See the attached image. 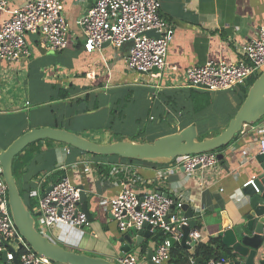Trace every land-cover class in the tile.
<instances>
[{
	"label": "crops",
	"instance_id": "crops-1",
	"mask_svg": "<svg viewBox=\"0 0 264 264\" xmlns=\"http://www.w3.org/2000/svg\"><path fill=\"white\" fill-rule=\"evenodd\" d=\"M7 1V8L0 11V26L9 18L13 8L27 2ZM158 1L161 5V18L174 30L173 40L167 50V62L176 70L166 71L159 81L150 82L147 76L137 75L126 69L128 45L117 50L103 47L99 51L86 53L82 47L78 21L94 5L95 0H65L62 11L71 38L75 39L74 44L61 52H53L40 42L38 36L31 35L27 37L30 51L28 58L16 64L0 63L2 93H8L3 87L5 85L6 88L14 86L26 95L23 108L12 97L8 101L0 97V151L21 134L37 127L65 129L92 142L105 144L114 142L119 137L151 142L181 131L182 125L191 121L196 125L199 137L209 138L212 137V128L209 126L210 129L206 130L207 122L200 119L206 114L217 118L218 129L222 132L237 110L235 98L240 94L239 91L233 94L210 92L212 104L201 113L185 118L170 111L163 101V95L173 90L190 89L184 79V72L188 68L203 66L210 60L237 62L240 59V46L252 40L264 24V0ZM54 87L68 91L69 97L54 100L57 94ZM195 89L207 91L204 88ZM129 90H138L137 95L131 97V103L118 106L116 100L121 96L115 99L112 94H125ZM95 106H99V109L92 110ZM112 110L121 112L120 116L124 118L131 117L134 125L143 130L129 137L124 129L113 132L115 124L111 125L112 129H107ZM145 119L149 123L147 126L143 125ZM168 119H171L170 128H165L163 123ZM151 122H159V125ZM260 123L252 125L251 131L239 133L228 146L217 151L222 159L215 170L204 174L203 187L199 185L203 172L196 171L191 175L173 170L171 168L174 162L169 165H132L145 187L150 188L148 185L162 182L165 184L162 191L167 196L181 200L190 209L199 208L201 213L194 219V229L202 235V242L219 238V232L236 224L247 212L241 193L243 185L251 177L263 172L261 165L255 160L260 150L259 142L264 137V130L258 128ZM5 143L8 145L4 146ZM41 145L37 152L27 150L20 155V164H26L18 173L21 188L27 189L29 183L32 189L28 196L36 203L38 196L31 197V194L37 189L38 178L45 175L46 181L42 189L45 191L52 183L66 177L84 191L87 196L86 207L92 220L83 229L57 226L54 230L57 244L67 250L103 258L115 264L123 256H133L139 264H147V250L151 248L154 251L163 236L155 243L144 240L140 245L132 244L130 252L123 254L119 240L126 232L117 229L105 204V198L116 196L119 192L115 179L109 175L114 166L125 163L92 157L70 149L66 154L65 148L68 147L55 142ZM46 147L47 150L51 149V153L55 152L57 157L55 160L49 158V163L42 164L39 161ZM29 160L31 161L28 162ZM193 214L195 215V211ZM131 231L135 237L136 232ZM142 244L146 245L144 251H141ZM228 249L233 257L226 260H238ZM187 252L189 253L188 250Z\"/></svg>",
	"mask_w": 264,
	"mask_h": 264
},
{
	"label": "built area",
	"instance_id": "built-area-1",
	"mask_svg": "<svg viewBox=\"0 0 264 264\" xmlns=\"http://www.w3.org/2000/svg\"><path fill=\"white\" fill-rule=\"evenodd\" d=\"M65 0H27L20 7L11 10L8 19L0 26V63H19L30 56L28 36H38L40 42L53 52L66 50L75 39L71 38L69 26L62 7ZM8 1L0 0V11L7 8ZM158 0H95L94 5L79 19L83 49L86 53L99 51L103 45L117 50L128 45L125 67L129 72L147 76L150 82L159 81L166 71L174 72L175 67L167 62V50L174 37L173 27L160 16ZM154 32L157 37L147 33ZM237 62L208 61L203 66L185 70L184 79L190 88H205L209 92H230L242 87L254 77L264 72V24L257 35L242 44ZM90 78V75H87ZM139 82V80H135ZM158 89L157 87H155ZM1 97V92H0ZM258 128L264 130V118ZM252 125H243L241 132L252 130ZM254 130V128H253ZM240 132V133H241ZM259 154L264 152V137L259 142ZM70 152L65 148V153ZM218 152L190 155L173 163V170H183L187 174L196 171L201 174L212 172L218 165ZM109 177L115 179L119 192L105 198L107 213L121 232L140 230L150 226V232H162L163 239L156 244L151 257L153 264H167L170 260L172 242L180 245L182 228L188 227L184 217V203L171 196L163 197L162 182L145 187L130 163L114 166ZM169 169V170H171ZM171 173V172H170ZM168 173V174H170ZM0 167V264H58L37 255L18 233L12 220L7 198V187ZM119 174V175H118ZM262 177H251L244 185L251 186L255 193L264 191V171ZM119 177V178H117ZM263 182H262V181ZM45 175L37 179V189L31 197L38 196L33 208L35 227L43 236L49 233L54 239V230L59 227L83 229L89 226L86 214L80 204L81 189L68 178H62L43 191ZM259 182L260 189L256 186ZM262 182V183H261ZM136 186L138 189H136ZM195 217L200 216L199 208ZM47 238V237H46ZM202 235L195 229L189 232L186 245L194 242L189 251L193 256L194 247L203 243ZM55 242V241H54ZM56 243V242H55ZM117 264H139L133 256H123ZM189 264L196 260L189 258ZM205 264H233L230 260L211 258Z\"/></svg>",
	"mask_w": 264,
	"mask_h": 264
},
{
	"label": "water",
	"instance_id": "water-1",
	"mask_svg": "<svg viewBox=\"0 0 264 264\" xmlns=\"http://www.w3.org/2000/svg\"><path fill=\"white\" fill-rule=\"evenodd\" d=\"M147 34L157 37L154 32ZM103 47H109V43L104 44ZM263 118L264 72L250 86L245 100L229 120L226 128L216 136L202 140L199 139L197 127L194 124L177 133L159 137L152 142L122 138L105 144L94 143L65 129L55 127L32 128L0 151L1 175L7 187L8 206L14 225L32 251L55 263L115 264L103 258L90 257L67 250L38 232L34 218L20 195L17 180L13 175V161L19 154L33 143L48 140L63 144L84 154L100 157L116 156L121 159L152 165H169L181 157L218 151L232 142L234 137L241 132L243 125H254ZM218 159H222L221 154H218ZM255 160L264 171V152L262 154L257 153ZM262 176V173L259 174V178ZM256 186L260 189L259 182H256ZM50 190L51 187H48L47 192ZM241 193L245 200L246 214L241 216L236 224L227 226L219 232L218 237L221 238L222 245L230 248L232 253L238 257V260L234 261L233 264H264V191L260 190L257 194L251 186H246L242 188ZM161 195L167 197L165 193ZM86 200L87 196L81 190V208L88 221L91 222ZM182 211L184 217L188 219V227L182 228L183 237L180 245L189 250L194 246V242H191L190 245H186V242L189 232L195 228V215L188 205H184ZM135 234L134 237L133 231L129 230L120 238L119 242L122 244L121 252L123 254L130 252L132 244L140 245L144 240L155 243L159 237L164 236L162 232L157 234L150 232V226L146 225L136 231ZM174 245L175 243L172 242V246ZM152 255L153 249L149 248L146 257L147 264H153L150 261ZM201 262L202 259L196 260V264Z\"/></svg>",
	"mask_w": 264,
	"mask_h": 264
},
{
	"label": "trees",
	"instance_id": "trees-1",
	"mask_svg": "<svg viewBox=\"0 0 264 264\" xmlns=\"http://www.w3.org/2000/svg\"><path fill=\"white\" fill-rule=\"evenodd\" d=\"M83 47V45H82ZM61 52V51H60ZM258 77H254L249 79L246 84L242 87H238L237 89H234L232 91H228V92H222L224 94L226 93H236V92H240V94L238 93V97L235 98L237 100V110L238 108L241 106V104L243 103V101L246 98V94L248 92V89L250 88V86L253 84V82L257 79ZM57 94L55 96L54 100L60 101V100H64L67 99L69 97V93L68 91L61 89V88H56L54 87ZM138 90H129L127 93L125 94H120V93H114L112 94V96H115V99L118 96L117 100H116V104L118 106H121V104L123 103L124 105L131 103L132 98L131 97H135L137 95ZM118 94V95H116ZM237 96V95H235ZM50 101H53L52 99ZM163 101L166 104V106L170 109V111L174 114H180V116H182L181 118H185L188 116H195L199 113H201L202 111L206 110V108H208L211 104H212V95L210 94V92L208 93V91L205 90H200V89H187V90H173L172 92H165V94L163 95ZM99 109V106H95L92 110H96ZM236 110V111H237ZM124 112V111H123ZM111 116H110V126L107 129H112L113 124H115V117L114 115L117 114V117L119 119H122V115L121 112L117 113L115 110H112L110 112ZM170 124H171V119H168L166 122L163 123V127L165 128H170ZM194 123H191V121L188 124H184L182 125V129L186 128L189 125H192ZM195 125V124H194ZM175 132H173L172 134H174ZM220 133V132H219ZM218 134V133H216ZM22 135V134H21ZM170 135V134H168ZM123 137H119L117 140H121ZM126 138V137H124ZM235 138V137H234ZM133 141H137L135 139L130 138ZM200 140L205 139V137H199ZM42 143H54L48 140L45 141H40V142H36L31 144L30 146H28L25 150L27 151L29 148L32 149V151L37 152V150H40V148L42 147ZM63 145V144H61ZM65 146V145H63ZM68 147V146H66ZM70 150L73 151H78L75 149H72L70 147H68ZM224 149L221 148L220 150ZM24 150V151H25ZM219 150V151H220ZM23 153V152H22ZM21 153V154H22ZM81 153V152H80ZM19 154L13 161V175L15 177V179L17 180V185L19 188V192L20 195L27 207V209L29 210V212L31 213L32 216H34L33 213V208L35 206V202L34 200L30 199L28 194L31 191V186L28 185L26 186L27 189H23L21 188L20 184H19V178H18V173L25 168V163L20 164V155ZM83 154V153H81ZM89 155V154H88ZM92 157H97V158H107V159H115L118 162H122V163H136L138 161H131V160H125V159H121L119 157L116 156H112V157H100V156H94V155H89ZM31 160H29L28 162H30ZM27 162V163H28ZM138 163H142V162H138ZM198 229V228H196ZM163 238L159 239V242L162 240ZM146 245L142 244L141 245V251L145 250ZM192 257L195 260L198 259H202L201 263H197V264H205L209 259L211 258H231L233 257L232 254L230 253L229 249L224 247L221 244V241L219 238H211L208 239V241L203 242V243H198L195 245L194 247V254L193 256H189V253L187 252L186 249H184L181 245L175 244L172 248H171V252H170V260L167 264H189V258Z\"/></svg>",
	"mask_w": 264,
	"mask_h": 264
},
{
	"label": "rangeland",
	"instance_id": "rangeland-1",
	"mask_svg": "<svg viewBox=\"0 0 264 264\" xmlns=\"http://www.w3.org/2000/svg\"><path fill=\"white\" fill-rule=\"evenodd\" d=\"M3 87H4V89H6V91H8V93H6V94H5V92L2 93V89L3 88H1V86H0L1 97L3 98L4 101H8V99L10 97H12V98L15 99L16 103H19L18 106H20L21 108H23L25 106L24 101L26 99V95H25V93L23 91H19L18 88L14 87V86H9L8 88H6V86L3 85ZM120 111H122V110H120ZM114 117H115V125H114V128H113V132L124 129L126 135H128L129 137H132L134 135L139 134L140 131L143 130V128H141L140 126H135L134 123H133L132 118L129 117V116L126 117V118H124L122 116L123 119H119L117 117V115H114ZM200 119L202 121L204 120V121L207 122V125H206V128H205L206 130L209 128V126H210V128H212V130H211L212 137L214 135H216V133H219L221 131V130L218 129V125H217L218 124V120H217V118H214V117H211V116H206V114H205ZM156 123L159 125V122H151V124H156ZM148 124H149L148 121H146V119H145L143 121V125L147 126ZM201 125H202V123H201ZM203 126H204V124H203ZM201 131H202V129H201ZM85 135L88 136L89 134H85ZM209 137H211V136H209ZM94 143H96V142H94ZM6 145H8V144L5 143L4 146H6ZM58 145L63 146L61 144H58ZM47 148L48 147L44 148V151H43L44 153H42L41 161H39L42 164H45L46 162L49 163V160H48L49 158L50 159L54 158V160H55V158L57 157L55 152L51 153V149L47 150ZM28 150H32V149L29 148ZM24 152H27V151L25 150ZM182 159H183V157L178 158L179 161H181ZM136 163H138V162H136ZM53 166H54V163H53ZM33 218H34V216H33ZM44 236L47 237L50 241H53V242L55 241L57 243V241L55 239H53L50 236L49 233H45Z\"/></svg>",
	"mask_w": 264,
	"mask_h": 264
}]
</instances>
